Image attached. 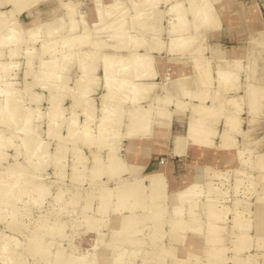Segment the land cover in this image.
<instances>
[{
  "label": "clouds",
  "instance_id": "9594fccd",
  "mask_svg": "<svg viewBox=\"0 0 264 264\" xmlns=\"http://www.w3.org/2000/svg\"><path fill=\"white\" fill-rule=\"evenodd\" d=\"M0 264H264V0H0Z\"/></svg>",
  "mask_w": 264,
  "mask_h": 264
}]
</instances>
